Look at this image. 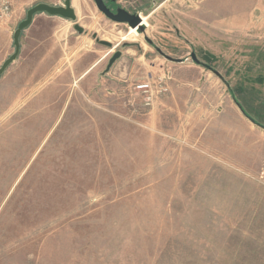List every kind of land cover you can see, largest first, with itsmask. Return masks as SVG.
Listing matches in <instances>:
<instances>
[{"label":"rangeland","instance_id":"rangeland-1","mask_svg":"<svg viewBox=\"0 0 264 264\" xmlns=\"http://www.w3.org/2000/svg\"><path fill=\"white\" fill-rule=\"evenodd\" d=\"M10 2L0 68L65 0ZM117 4L145 34L72 0L0 78V264H264V0Z\"/></svg>","mask_w":264,"mask_h":264},{"label":"water","instance_id":"water-1","mask_svg":"<svg viewBox=\"0 0 264 264\" xmlns=\"http://www.w3.org/2000/svg\"><path fill=\"white\" fill-rule=\"evenodd\" d=\"M94 1L97 9L105 16L107 17L109 20L117 23V24H126L128 25L130 28L132 29H138L141 33L145 34V27L142 26L143 22H142V18L139 15L136 14H131L129 12H127L124 9H118L117 14H113L112 11L106 6L104 0H92ZM65 6H60V7H56V6H51L45 3H40L35 5L34 7H32L28 12H27V17L24 21H22L17 30L14 33V46H15V52L12 56H10L2 65V67L0 68V78L4 75V73L7 71V69L17 61V59L20 56L21 53V43H20V38L22 33L27 30L33 23L35 16H37L38 14H47L51 17H61L67 20H71L73 22H75V29L80 33H84V29L77 24V16H76V12L75 10L72 8V0H65L64 3ZM93 38L96 40V42L99 45L108 47V48H112L114 47L110 42H106L103 40L98 39L97 35L94 34ZM146 40L152 44V41L149 40L146 37ZM157 52L162 55L168 62L173 63V64H184L186 62L187 59L184 58H173L169 55H166L162 52V50H160L159 48H156ZM122 56V52L118 51L116 53L113 54V56L110 58L109 60V64L107 66L106 69V73H108L112 66L121 58ZM191 59L193 60L194 63L198 64V65H202L203 67L211 70L216 76H218L220 78V80L226 84L227 87L228 84L225 81V79L223 78V76L216 70L212 69L210 66L206 65V64H202L200 63V61L198 60L197 56L193 53L191 55ZM233 101L235 103V105L237 106L238 110L240 111V113L242 114V116L244 118H246L252 125L264 130V125L256 122V120H254L252 117H250L246 111L244 110L243 106L235 99L233 98Z\"/></svg>","mask_w":264,"mask_h":264},{"label":"built area","instance_id":"built-area-1","mask_svg":"<svg viewBox=\"0 0 264 264\" xmlns=\"http://www.w3.org/2000/svg\"><path fill=\"white\" fill-rule=\"evenodd\" d=\"M12 13V4L10 0H0V21L7 19ZM151 85L141 86V90L149 89ZM148 90V91H149Z\"/></svg>","mask_w":264,"mask_h":264},{"label":"flooded vegetation","instance_id":"flooded-vegetation-1","mask_svg":"<svg viewBox=\"0 0 264 264\" xmlns=\"http://www.w3.org/2000/svg\"><path fill=\"white\" fill-rule=\"evenodd\" d=\"M106 6L112 11L113 14H117L118 9H120L121 7L117 4V0H104ZM65 6V5H64ZM123 9V8H121ZM125 10V9H124ZM128 12V11H127ZM132 14V13H131ZM76 24V23H75ZM78 24V23H77ZM120 25H125L127 26V28H130L128 25L126 24H120ZM143 26V25H142ZM74 29H75V25H74ZM76 30V29H75ZM77 31V30H76ZM78 32V31H77ZM79 33V32H78ZM85 33V31H84ZM23 34V33H22ZM83 34V33H82ZM22 36V35H21ZM118 52V51H117ZM116 53V52H115Z\"/></svg>","mask_w":264,"mask_h":264},{"label":"bare ground","instance_id":"bare-ground-1","mask_svg":"<svg viewBox=\"0 0 264 264\" xmlns=\"http://www.w3.org/2000/svg\"><path fill=\"white\" fill-rule=\"evenodd\" d=\"M141 18H142V22H143V26L145 27V26H149V24H148V18L147 17H143V16H141ZM138 35V29H130V31H129V33H128V35H127V37H131V36H137ZM125 40L127 39V38H124Z\"/></svg>","mask_w":264,"mask_h":264},{"label":"trees","instance_id":"trees-1","mask_svg":"<svg viewBox=\"0 0 264 264\" xmlns=\"http://www.w3.org/2000/svg\"><path fill=\"white\" fill-rule=\"evenodd\" d=\"M247 113V112H246ZM248 114V113H247ZM249 115V114H248ZM250 116V115H249Z\"/></svg>","mask_w":264,"mask_h":264}]
</instances>
